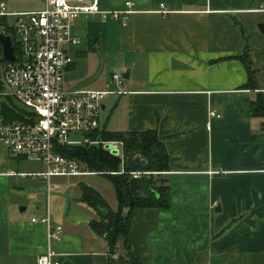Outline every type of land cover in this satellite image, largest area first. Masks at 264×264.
<instances>
[{
  "label": "crops",
  "instance_id": "0c3cea01",
  "mask_svg": "<svg viewBox=\"0 0 264 264\" xmlns=\"http://www.w3.org/2000/svg\"><path fill=\"white\" fill-rule=\"evenodd\" d=\"M26 1L0 0L8 11ZM97 5L104 17L73 21L79 44L65 48L71 62L63 85L100 88L112 70L126 72L125 93L103 101L99 127L153 130L167 154V170L152 178L165 180L168 206L121 210L130 220L128 252L141 264H264V116L252 107L264 94V32L256 28L264 22V0ZM126 10L118 19L109 15ZM96 56L108 59L103 69ZM80 58L89 65L76 74ZM44 171L40 160L11 156L0 143V264H35L46 248L39 221L46 214L61 226L50 243L58 264H107L114 245L109 251L89 224L107 209L81 202L77 183L93 187L114 210L110 182L99 174L45 178Z\"/></svg>",
  "mask_w": 264,
  "mask_h": 264
},
{
  "label": "built area",
  "instance_id": "2783aa9c",
  "mask_svg": "<svg viewBox=\"0 0 264 264\" xmlns=\"http://www.w3.org/2000/svg\"><path fill=\"white\" fill-rule=\"evenodd\" d=\"M38 2L39 8L19 11H8L0 2V16L6 17L12 29L9 38L14 55L12 61L0 63V143L11 156L43 162L45 178L106 173L88 171L77 159L55 152L57 146L100 147L119 159V170L110 173L128 177L149 173L124 168L122 142L104 139L99 134L101 104L109 97L125 93L122 72L112 70L100 88L63 85V71L71 62L65 48L79 44L72 33L73 21L80 15L98 13L104 17L107 13L99 10L97 0ZM125 5L129 7L130 3ZM159 7V13H167L161 4ZM126 12L110 11L109 15L118 19ZM5 103L21 119H7ZM208 115L218 116L213 111H208ZM131 159L140 164L144 161L137 153ZM39 221L45 225L46 248L36 257L35 264H58L50 243L58 239L61 226L52 224L47 214ZM118 256L114 244L109 254L113 264H118Z\"/></svg>",
  "mask_w": 264,
  "mask_h": 264
},
{
  "label": "trees",
  "instance_id": "16d2710c",
  "mask_svg": "<svg viewBox=\"0 0 264 264\" xmlns=\"http://www.w3.org/2000/svg\"><path fill=\"white\" fill-rule=\"evenodd\" d=\"M0 31L11 37L12 29L4 16H0ZM240 58L248 73V85H251L252 72L248 56L244 53ZM1 62H5V60L1 57L0 47ZM7 100L12 102L11 99ZM252 107L256 109L253 112L254 114L264 116V94H256V100L253 102ZM4 110L7 119H21L19 113L9 110L6 103L4 104ZM261 129L264 130V122L261 124ZM99 134L104 139L120 140L125 156L137 153L143 157V164L147 165L149 173L140 177L142 191L138 197H134L130 193L126 174L110 173L119 170V159L108 154L100 147L57 146L55 152L68 158L77 159L88 171L106 172L103 174L113 187L116 208L114 210L107 208L102 196L93 187L81 181L77 183L80 192L79 200L92 208L106 207L105 214H100L97 220H91L89 224L92 229L103 236L109 251L116 242H120L123 252L118 256V264H141L137 258L128 252L127 233L130 220L128 213L123 215L121 210L123 207L131 208L134 206L149 208H166L168 206L165 180L152 178L153 173L167 170V154L153 130L117 132L101 128ZM113 263L114 261L109 258L107 264Z\"/></svg>",
  "mask_w": 264,
  "mask_h": 264
},
{
  "label": "water",
  "instance_id": "95a60500",
  "mask_svg": "<svg viewBox=\"0 0 264 264\" xmlns=\"http://www.w3.org/2000/svg\"><path fill=\"white\" fill-rule=\"evenodd\" d=\"M256 28L258 29L259 32H264V22L257 23ZM0 47H1L2 58L5 61H12L14 59L13 46L11 45V40H10L8 35L2 34V33L0 34ZM122 77L123 78L127 77L126 72H122ZM100 107L103 108V105L101 104ZM254 110H256V109H254ZM132 155L133 154H129L125 158L126 168L129 170H132V171H140V172L147 171V165L134 162L131 159ZM139 180H140V177H129L128 178L129 190H130V193L134 197H138L142 191Z\"/></svg>",
  "mask_w": 264,
  "mask_h": 264
},
{
  "label": "rangeland",
  "instance_id": "374dc122",
  "mask_svg": "<svg viewBox=\"0 0 264 264\" xmlns=\"http://www.w3.org/2000/svg\"><path fill=\"white\" fill-rule=\"evenodd\" d=\"M39 5L40 4H38L37 3V1L36 0H27L26 1V3L24 4V6H21V7H19L18 9H22V10H32V9H36V8H38L39 7ZM7 7V6H6ZM10 8H8L7 7V10H9ZM93 58H96V60H95V62H97L98 63V65L97 66H100V67H102V69H103V64L104 63H106V61L108 60H104V58H102V57H99V56H96V57H93ZM89 62V58H80L79 60H76V63H77V65H76V67H75V72L74 73H76V74H82V73H84V72H86V70H87V65H89V64H87ZM100 62V63H99ZM107 67V66H106ZM73 70V71H74ZM102 112V111H101ZM103 114H106V111L105 112H103ZM101 172H103V171H101ZM103 173H101V174H99V175H101V176H95V177H100V178H103V177H105V174H103ZM141 176H143V175H141ZM106 178V177H105Z\"/></svg>",
  "mask_w": 264,
  "mask_h": 264
}]
</instances>
